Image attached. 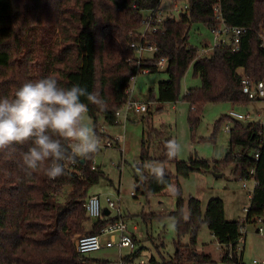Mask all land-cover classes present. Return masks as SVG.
Masks as SVG:
<instances>
[{
	"label": "trees",
	"instance_id": "1",
	"mask_svg": "<svg viewBox=\"0 0 264 264\" xmlns=\"http://www.w3.org/2000/svg\"><path fill=\"white\" fill-rule=\"evenodd\" d=\"M160 3L161 0H0V95L10 98L23 83L46 76L54 77L61 86H86L102 101L97 105L81 98L88 105L86 113L94 120L97 137L102 139L109 137L99 130L98 115L117 124L116 111L129 98L131 76L144 68L157 71L161 58L167 60L170 78L159 84L157 101L179 99L181 81L190 66L194 77L201 79L200 86L188 89L184 95L191 105L192 128L198 125L208 102L248 106L256 101L243 92L242 80H264V47L259 37L264 27V0H189L178 19L167 17L163 30L149 37L158 50L146 54L139 66L131 43L138 40L136 33L144 20L142 12L159 9ZM196 22L213 31L222 23L228 28L246 30L241 34L238 49L222 42L214 46L210 56L202 57L189 44V31ZM225 116L233 119L229 114ZM233 120L227 153L214 162L194 156L181 160L176 152L171 155L172 136L165 127L149 128L148 139H143L141 163L134 175V195L149 196L173 188L176 201L172 216L177 250L158 264L216 263L211 253L197 249L202 224H207L222 246L221 262L234 264V253L239 264L243 224L264 226L262 126L248 122L246 127ZM152 142H158L161 151L155 160L175 164V175L165 170L162 181L147 170V164L154 160L149 148ZM26 150L27 144L14 152L0 153V264H108L76 249L79 236L98 233L116 219L105 213L99 219H90L84 205L89 188L103 175L94 163L95 155L102 149L85 158L65 161V174L55 179L47 178L42 170L26 174L21 164L22 152ZM258 150L261 155L257 161ZM230 166H234L236 177L246 178H251L250 170L256 168L258 184L243 221L226 219L221 198H211L204 213L199 198L183 195L181 178L194 172L220 173ZM68 186L71 189L66 191ZM185 235H189V241L182 243ZM139 252L130 253L124 260L131 262Z\"/></svg>",
	"mask_w": 264,
	"mask_h": 264
},
{
	"label": "rangeland",
	"instance_id": "2",
	"mask_svg": "<svg viewBox=\"0 0 264 264\" xmlns=\"http://www.w3.org/2000/svg\"><path fill=\"white\" fill-rule=\"evenodd\" d=\"M189 0H161L159 14L165 18L178 19L185 12ZM150 10L142 12L144 18L150 14ZM229 44L230 35L223 34L220 37ZM215 34L213 30L201 22L192 24L189 31V44L198 49L199 56H210L215 46ZM207 49L202 52V49ZM170 75L166 68H158L154 72L137 73L133 95L139 100H144L148 95H155L150 99L148 112L136 114L130 112L128 120L124 123L119 119L117 124L108 123L103 116L98 115L97 124L99 130L115 141H120V146L103 147L94 157V163L103 175L93 184L88 195L99 194L102 205L106 204V195L115 200L120 197L119 205L123 219L128 228L137 236L138 256L128 264H140L141 260L148 264L152 257L162 260L168 258L176 249L177 231L172 213L176 209V201L173 188H169L160 194L144 196L133 195L135 190V172L141 163L142 142L148 139L149 128L169 131L175 149L176 156L181 160H188L191 156L214 162L221 160L229 147L230 131H226L227 125L233 128L235 121L225 115L232 108L247 113L252 118L249 122L259 121V115L264 114V100L253 101L248 106H234L230 102H208L205 104L200 121L196 128L189 123L191 105L184 99L186 91L201 85V79L194 77L193 66L186 71L180 88L179 99L175 102H158V90L161 82L167 81ZM260 112V113H258ZM85 120L94 126V120L84 114ZM258 117V118H257ZM150 155L154 159L147 164V170L151 168H163L175 175V164H162L155 160L161 153L158 142L149 144ZM222 175V176H221ZM238 178L234 175V166L228 167L223 172H194L187 178H181L184 197L193 196L202 201V209L205 213L207 204L211 198L218 197L224 201L225 216L228 220L243 221L247 212L245 208L250 205V193L239 187ZM71 189L66 187V191ZM185 216H188L187 203L184 205ZM115 211H113V214ZM90 222L88 226H90ZM134 226L137 228L133 230ZM256 225L245 223L242 227L243 237L239 244L243 251V263L249 264L253 258L264 257V231L257 232ZM108 237L102 236V241ZM182 243L189 241V235L182 237ZM199 250L210 252L216 260L214 264H224L220 260L221 250L216 238L211 234L207 224H202L198 231ZM129 249L120 251L117 246L103 247L100 250L89 253L88 256L98 260H109L110 264H121V258L129 255ZM241 264V263H239Z\"/></svg>",
	"mask_w": 264,
	"mask_h": 264
},
{
	"label": "clouds",
	"instance_id": "3",
	"mask_svg": "<svg viewBox=\"0 0 264 264\" xmlns=\"http://www.w3.org/2000/svg\"><path fill=\"white\" fill-rule=\"evenodd\" d=\"M91 103L102 101L86 86H61L52 76L28 81L9 98L0 95V153L27 144L21 164L26 174L37 171L49 179L65 174V161L85 158L97 152L99 139L84 114ZM178 145L170 147L175 154ZM154 178L163 180V168H151Z\"/></svg>",
	"mask_w": 264,
	"mask_h": 264
},
{
	"label": "built area",
	"instance_id": "4",
	"mask_svg": "<svg viewBox=\"0 0 264 264\" xmlns=\"http://www.w3.org/2000/svg\"><path fill=\"white\" fill-rule=\"evenodd\" d=\"M187 8V7H186ZM150 14L147 15L144 20L141 29L136 36L138 40H135L131 43V47L135 50L138 55V65L140 66L146 54L154 53L158 50L157 45L149 39V37L155 35L156 33L162 31V23L166 19L161 14H159V9L150 10ZM216 12L219 11V7H216ZM246 30L244 27H231L228 28L224 23L214 30L215 34V45L219 43L226 42L223 39H218L219 36L223 34L230 35L229 46L233 47L234 49H238L241 34ZM259 37L261 40V46L264 47V27L259 32ZM207 49L203 48L202 52L206 51ZM167 60L165 58H161L158 62V68H167ZM139 71L149 72V68L140 69ZM137 79V74L131 76L130 78V87L128 89L129 98L125 105L116 111L117 120L121 119L125 123L128 120L130 112H134L136 114H140L141 112L148 111V103L141 102L133 99V90L134 84ZM243 84V92L247 94L250 98L255 99H264V80L258 81L256 83H252L247 77H244L242 80ZM230 117L236 120L247 121L252 118V115L247 112L243 113L235 108H232L229 113ZM259 121H255L262 126V133L264 134V114L258 115ZM257 117V118H258ZM231 128L227 125L226 131H230ZM99 139V146L98 148L103 147H110L114 146L115 141L111 138L107 139ZM261 150H258L255 153V159L258 161L260 159ZM251 178L246 177H239L238 183L239 187L247 190L250 195L253 193L256 185L258 184V180L256 179V168H252L250 170ZM133 195L135 191L132 192ZM106 207L102 205V198L98 194L90 195L87 200L85 201V207L88 216L90 219L96 220L102 217L104 213V208L108 209L109 216L114 217V221L109 222L105 227H103L100 232L98 233H90V234H83L79 236L76 240V249L81 254H88L97 250H100L103 246L102 236H108V239L104 243V246L108 248H112L117 246L120 251L122 249H129L130 253H133L137 250V242L135 240L134 234L129 230L128 224L125 219L122 217V213L120 210V197L118 200H115L110 195H106ZM247 211V208H245ZM113 211H115L113 214ZM261 222V219L259 220ZM259 232L264 231V226L260 225L258 228ZM245 264V263H241ZM249 264H264V257H256L253 258Z\"/></svg>",
	"mask_w": 264,
	"mask_h": 264
},
{
	"label": "crops",
	"instance_id": "5",
	"mask_svg": "<svg viewBox=\"0 0 264 264\" xmlns=\"http://www.w3.org/2000/svg\"><path fill=\"white\" fill-rule=\"evenodd\" d=\"M221 36H219V38L218 39H220L221 40V38H220ZM224 40V39H223ZM225 41V40H224ZM240 71H242V70H240ZM134 91V90H133ZM151 95V94H150ZM150 95H148L147 96V98L146 99H144V100H139V99H137L136 97H135V95H132V97H133V99H135V100H137V101H141V102H146V103H148V106H150ZM153 96H155V95H153ZM257 100H264V99H257ZM159 102V101H158ZM250 113V112H249ZM258 113H260V112H258ZM259 115V114H258ZM120 141H117V143H118V146H120V143H119ZM116 144V143H115ZM263 147H264V144L262 145V149H263ZM210 172V171H209ZM222 176V175H221ZM96 194V193H95ZM99 195V194H98ZM202 202V201H201ZM104 207H106V204H105V206ZM92 222H93V220H92ZM91 223V222H90ZM259 226V224H257L256 225V227H258ZM91 227H92V223L90 224V226H87V228H88V230H90L91 229ZM133 230H135V229H137L135 226H134V228H132ZM256 231L258 232V228L256 229ZM133 233V232H132ZM134 234V236H135V240H136V242H137V236H136V234L135 233H133ZM212 234V233H211ZM213 235V234H212ZM214 236V235H213ZM108 237V236H107ZM108 239V238H107ZM106 239V240H107ZM103 240V239H102ZM106 240L105 241H103V246H102V248L103 247H105V248H108V247H106V246H104V243L106 242ZM217 240V239H216ZM219 243V242H218ZM219 247H220V250L222 251V246L220 245V243H219ZM101 248V249H102ZM202 247H197V249L199 250V249H201ZM138 250V249H137ZM176 250H177V247H176V249H175V252H176ZM199 251H203V250H199ZM239 251H240V246H239ZM175 252L171 255V256H173L174 254H175ZM140 253V252H139ZM139 253H138V255H139ZM210 253V252H209ZM241 255H239L240 256V258H241V263L243 262V251H241V253H240ZM137 255V256H138ZM127 255H125V256H123V258H121V264H128L129 262H126L125 260H124V258L126 257ZM171 256H169V257H171ZM168 257V258H169ZM151 259H154V257H152ZM150 259V261H149V263L148 264H158V262H161L160 260H157L156 258H155V260L154 261H152ZM103 261H107L108 262V264H110V262H109V260H103ZM133 261V260H132ZM131 261V262H132ZM140 264H145V261L144 260H141V262H140Z\"/></svg>",
	"mask_w": 264,
	"mask_h": 264
},
{
	"label": "water",
	"instance_id": "6",
	"mask_svg": "<svg viewBox=\"0 0 264 264\" xmlns=\"http://www.w3.org/2000/svg\"><path fill=\"white\" fill-rule=\"evenodd\" d=\"M239 122H240L241 124H243L244 126H246V127H248V125H249V123H248L247 121L239 120ZM109 212H110V211H109L108 209L104 208V213H105L106 215H108ZM233 259H234V264H236V256L234 255V253H233Z\"/></svg>",
	"mask_w": 264,
	"mask_h": 264
}]
</instances>
